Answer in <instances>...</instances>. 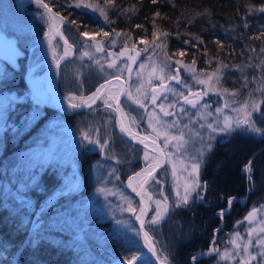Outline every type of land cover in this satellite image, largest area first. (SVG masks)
<instances>
[{
  "label": "trees",
  "instance_id": "obj_1",
  "mask_svg": "<svg viewBox=\"0 0 264 264\" xmlns=\"http://www.w3.org/2000/svg\"><path fill=\"white\" fill-rule=\"evenodd\" d=\"M66 1L45 0L52 9L65 17L64 28L68 31L73 30L78 35L82 32L93 34L97 43L105 48L108 59L111 51L130 48L140 51L143 57L160 54L166 58L179 59L199 71L219 69L222 71L223 86L229 90H237L247 86V83L250 86L256 84L257 89L264 87V66H260L261 59H264V53L260 52V48L264 47V36L261 35L264 32V12H249V5L258 9L264 6V0H157V3H152V0H112L111 3H106V0H88L94 7H86L83 12L66 6ZM58 2L63 3L61 5L64 8L58 7ZM95 6L105 11L107 20L100 11L95 10ZM28 9L32 10L31 6L25 10ZM156 12L160 16H156ZM10 13L12 24H5L3 31L26 53L33 44V38L43 31V27L39 23L35 24L36 20L30 12H20L14 5L10 7ZM71 21H76V25ZM34 24L37 33L35 30L32 32ZM68 31L64 30V33L69 34ZM106 32L108 36L104 35ZM113 37L122 45L110 47ZM100 64L103 65V71L96 63L79 56L68 60L59 71V94L67 95V99L71 93L77 95L78 100L86 98L103 80L114 75V67L109 68L108 63ZM249 64L252 67H248ZM20 65L18 71L8 72L0 81L1 91H11L16 97L23 98V102L10 103L0 131V264H131L120 260L114 252L123 248H139V245L114 232L112 227H115L116 218L87 221L74 233L45 228V239L38 247L33 249L24 246L31 221L46 218L50 211L59 216L65 211L80 209L76 205L77 200L94 190V164L98 159L87 150L91 143L87 139L81 141V149L72 159L76 165L72 176L77 177L81 187L57 201L50 194L65 184V177L69 175L65 171L70 169L71 164H61L58 158L44 162L35 161L28 154L19 155L25 144L52 122L59 120L76 127L78 137L87 134L92 138L96 130L103 129L105 118L113 117V111L102 101L96 114L92 108L87 112L65 116L54 108L39 107L37 103L24 98L21 76L24 63ZM257 91L260 100H264L261 91ZM71 101L76 102L75 99ZM38 108L42 112L40 117L24 127L23 118ZM121 108L126 112L137 109L127 102L126 97L121 102ZM259 111L261 128H264V103L260 104ZM110 127L113 125L110 124ZM15 128L22 130L16 132ZM54 131L60 134V130ZM249 160L252 161L251 185L248 175L243 172ZM118 171L121 172V175L118 174L121 183L125 179L123 168H118ZM33 175L35 181L32 184L39 183L38 186L24 189L23 193H26L30 202L29 207H24L12 194L13 181L20 180L25 185ZM200 175L207 184L203 202L194 200L187 207L175 208L174 211L172 207L168 216L151 233L157 254L167 256L170 264H213L212 257L198 256L209 248L214 230L221 227L216 232L214 242L215 246H221L233 224L264 200V136L256 137L242 131L226 137L224 142L216 141L213 150L205 158ZM7 184L10 185L9 191L4 189ZM249 188L251 192L248 193ZM228 198H234L230 212L220 217V212L228 208ZM237 198H246L243 207L238 205ZM100 238L108 242L113 259L99 255L93 248ZM193 256L198 258L193 261ZM143 258L147 264H152L147 253Z\"/></svg>",
  "mask_w": 264,
  "mask_h": 264
},
{
  "label": "rangeland",
  "instance_id": "obj_2",
  "mask_svg": "<svg viewBox=\"0 0 264 264\" xmlns=\"http://www.w3.org/2000/svg\"><path fill=\"white\" fill-rule=\"evenodd\" d=\"M61 4L63 5V3L58 2V7L59 5L62 6ZM13 5H15L13 0H0V26H2L3 29V24H12L10 21L11 17L9 16L11 15L10 7L12 8ZM65 5L74 7L80 12L86 11V7H76L74 0L66 1ZM19 9L21 11L25 10L23 7ZM29 11L36 14L39 20L45 25H49V20L46 21V19L41 18V13H45L43 8L39 7L38 5H34L32 6V10L30 9ZM53 11L58 13L54 9ZM59 15L62 16L61 14ZM97 16L100 17L98 14ZM94 22L97 21L94 20ZM55 25L60 26V30L62 31L63 35L71 43L73 48V56L82 57L83 59L89 60L93 63H96L97 60H99L100 63L105 64L115 61V67L113 69L114 76H119L125 81V97L127 98V102L137 107L135 110H129L134 114L133 117H136V122L133 123L129 116H125V119L131 121L132 124L138 129L141 128V135L156 141L164 150L166 156L165 164L159 168L155 175L156 179L159 180V183L151 181L149 184H147L144 194L145 204L148 210L146 217V229L151 235L155 226H150L148 221H150L154 215V210L156 208L155 201L163 200L164 197H167V203L169 205V209H171L174 207V204L178 199L177 192L183 195L185 184L191 180V177L188 175L191 163L189 159V153L185 152L183 148L173 147V145L176 144V141L172 140L171 137H179L181 132L184 134V139L187 140L189 137H191V140L195 143H190L184 147L189 148V151L194 153L195 149L200 147L198 142L199 138L195 136L197 131H199L203 136L207 137L209 130L207 129L206 125L208 123L219 121L222 125L225 117H229L233 121L237 117H242L243 112L240 111V109L245 101H249V103L251 102L250 93L252 98H255L257 101H261L258 97L257 85L254 84L253 86H250L247 83V86H243L237 90H229L223 86L224 84L221 81L222 71H199L194 66L186 64L179 59L166 58L160 54L154 57H143L141 54H139L135 64H132V59H129V57L133 58L137 50L130 48H122L120 51L118 49L116 51H111V59L108 56L110 59L109 60L107 58L105 48L104 51H96L95 46L98 44V41L93 34H89L87 37H85L81 34H75L73 30L70 32L68 29L64 28L66 25L65 20L64 22H61L59 18L55 19ZM64 30L68 31L69 34L64 33ZM2 32L4 33L5 31L0 30V33ZM113 41H115V43H113ZM117 41L119 40L116 37H113L109 46L116 48L115 46L118 47L119 45H122ZM42 43L44 44L46 53L54 60H56L61 55V45L58 41H56V39L53 38V36L46 37ZM84 52L91 53L92 58L90 59L89 56L83 55ZM121 53L123 54L121 55ZM177 61H179V63H177ZM45 64H48V61H45ZM141 65H143V67H141ZM165 65L170 67H165ZM175 67L179 69L181 76L180 80L182 83L174 84V79L170 78L171 76H175L173 72ZM186 67L192 69V71H186ZM161 68L164 70L161 71ZM8 72L9 70L6 68L5 64L0 61V80L6 76V73L8 75ZM193 76H196L197 79H193ZM217 76H219L218 81ZM51 80L52 74L49 75V85H52ZM168 80H171L170 86L166 89L164 94H157L159 98L156 100V103L153 104L151 102L153 94L150 92V87L153 85L159 86L160 83L167 82ZM197 80H202L204 83H198ZM185 84L187 87L184 86ZM169 88L175 89L177 93H183V95L181 96L178 94H173V92L168 90ZM243 88L245 92H241ZM225 89H227V91H225ZM118 90V85L115 84L114 87L106 92L102 103L105 104L104 99H107L108 103L113 105ZM195 90H201V96L203 97L202 100L199 101L196 108H192L191 105H187L185 102H179L181 97L187 96L188 93H191ZM204 93L207 94L205 95ZM233 93H235V95H233ZM129 94L131 98H129ZM69 97L74 98L76 103H81V99L78 100L77 95L73 96L71 93ZM14 98H16V95L12 92H0V112L3 113V118L7 108ZM60 98L67 99V95H60ZM86 99L87 98H84L83 102ZM135 100H139L145 105L143 108V115H146L145 118H141L142 116L140 115L142 113V109H138L139 105L134 102ZM204 104H207L208 107L204 108ZM161 105L163 106L164 111L170 112L172 114L165 116L160 110ZM217 108L221 109V111L217 112ZM181 109H184L185 111H181ZM32 112L36 113V118L40 114L39 109H33ZM32 112L30 111L29 113ZM123 113L128 114L129 112L124 110ZM208 113H211V115H208ZM36 118L29 124L34 123ZM251 119L256 121L257 127H261L260 111L253 112ZM158 120L159 123L157 122ZM110 121L111 119H108V122ZM165 122H168V124L175 122V126L169 127L168 124H165ZM150 124L151 126H149ZM201 124H204L205 127L201 128ZM0 125H2L0 126L1 131L3 128V120L0 121ZM185 125H187V127H185ZM54 130H60V134L62 135L55 134ZM75 130L76 127L69 126L63 120L52 122L48 127L39 132L32 140L28 141V143L25 144L24 150L19 155L28 154V156H30L31 159L35 161L42 160L47 162L52 158H58L61 164L70 163V169L65 171V173H68L69 175L65 177L64 182L65 184H73L74 189H76L73 191H77L81 187V182L77 180L76 176H72V174H74V169L76 171V165L72 164L71 159L72 155L78 153L81 147L80 144L78 146H75L74 144L76 142L83 141L80 136H84L80 134L79 138L76 139V135L78 136V134ZM130 130L134 133L137 132L135 129ZM239 132H242V130L238 129L230 135ZM248 133L256 137L264 136L251 132ZM74 134V141H71V136ZM99 135L101 136V141H99L98 135L97 139L93 141L98 140L101 144H103L102 131L99 132ZM214 135H216V139L213 141V144L221 138L230 136L224 133ZM116 138L118 137L113 136L112 139L107 141L108 148L112 146V142L115 143ZM166 139L168 140L167 147H165ZM87 149H94L97 155L98 152L100 153L101 151L100 147L93 143L88 145ZM135 152V155H132V159L134 160L135 158H140V160L131 162V167L124 169L122 175H125V180L121 183L118 178L117 169L113 165L97 160L94 164V175L96 177L94 190L80 200H77L76 205H79L80 209L70 212L65 211V213L60 214L59 216L54 215L53 211H50L46 218L40 219L43 221L45 228H53L56 230H64L68 231L69 233H74V230L87 221L96 222L95 220L97 218L99 221L116 218V220L121 221V223H117L116 221L114 224L115 227H112L114 232H118L120 236H125L136 241L139 245V248H123L117 250L114 252L116 257H119L120 260L125 263L147 264L143 258L145 253H147V248L139 235L136 224L134 223V219L138 216V203L131 195L130 192H133V190L132 188L128 187V184L129 177H133L131 183L133 187H136L137 189L144 173H141V175L138 177L135 176V174L141 172V169H145L148 164L154 165L157 157L153 153L143 149H135ZM145 152L148 153L147 161L145 160ZM126 166L127 165L123 167ZM113 169L115 171H113ZM243 172H245L244 169ZM199 179L201 181L200 173ZM20 182V180L13 181L14 191L12 194L15 195L16 199L18 192H23L25 189L22 185L18 184ZM101 188L105 189L106 191L98 192V189ZM4 189L9 191L10 185H5ZM200 190L201 189H198L197 191ZM149 195L151 196V200L148 198ZM195 199L196 194L193 193L190 202L194 201ZM129 201L131 202V207L135 209V212L128 210ZM261 205H264V200L256 205V207H252L245 214L242 220L238 222L235 230L229 234L224 246H222L219 250V255L217 258L220 262H229L234 264H264V257L258 255V253L264 252V247L257 243V240L264 239V231H261V229H264V209H261ZM253 208L258 209V211L254 213V218L250 223L248 220H245V217L250 211H252ZM237 232L240 234L239 237L235 235ZM99 241V243H94L93 245L95 251L107 259H113L114 256L110 252L106 239L103 238L101 240L100 238ZM232 241H235V243H232ZM249 241H251V243H249ZM246 244L248 247L247 251L245 252L244 246ZM225 252L228 253L229 258L222 259L221 257ZM253 256H255L256 259H251ZM133 257L136 259H132Z\"/></svg>",
  "mask_w": 264,
  "mask_h": 264
},
{
  "label": "snow or ice",
  "instance_id": "obj_3",
  "mask_svg": "<svg viewBox=\"0 0 264 264\" xmlns=\"http://www.w3.org/2000/svg\"><path fill=\"white\" fill-rule=\"evenodd\" d=\"M34 2L41 8L45 9V13H41V18L42 19H46L47 20H53L56 18H59V20L61 22H64L65 17H62L59 15V13H53L52 9L49 7L48 3H45V0H34ZM75 2V6L76 7H94L91 3L88 2V0H74ZM112 0H106V3H111ZM152 3H157V0H152ZM95 10L100 11V14L102 16H105V19L107 20V15L105 13V11L101 8H99L98 6H95ZM259 11V12H264V6H261L258 9H255L254 6L249 5V12L252 11ZM205 12H207V10H205ZM156 16H160L159 12L155 13ZM197 15H201V13H198ZM70 23H72L73 25H76V21H71ZM245 27H247V23H245L244 25ZM51 27V25H50ZM139 27V26H138ZM58 35H61L62 37V33L57 32ZM82 36L87 37L89 35L88 32H82L81 33ZM105 36H108L109 34L106 32L104 33ZM117 36H119V33H116ZM155 35V33H154ZM165 35H167L165 33ZM261 35L264 36V32H261ZM259 38V37H257ZM65 45L67 46L65 48V55L68 54L67 49L71 47V45L68 44V41L65 40L64 41ZM113 43H115V41H113ZM217 43H219V41H217ZM96 51L100 52V51H104V48L102 45L97 44L95 46ZM253 51H255V49H253ZM260 52L264 53V47L260 48ZM123 53H121L122 55ZM83 55L89 56V58H92L91 53L89 52H84ZM63 58V57H61ZM129 59H134L132 57H129ZM177 63H179V61H177ZM96 64L100 66V70L103 71V65L100 64V61L97 60ZM260 66H264V59H261L260 61ZM57 67H59V65H57ZM109 68H113L115 67V61L111 62L108 64ZM141 67H143V65H141ZM165 67H170L168 65H165ZM223 67H228V65H223ZM234 67L237 68H241L240 65H235ZM248 67H252L251 64L248 65ZM130 70V69H129ZM164 69L161 68V71H163ZM186 71H192V69L190 68H185ZM178 71V70H177ZM219 71V69L217 70ZM118 78V77H117ZM171 79H175L176 82L182 83V81L178 78V76H171ZM193 79H197L196 76H193ZM245 79H247V77H245ZM255 79V78H253ZM219 80V76H217V81ZM198 83H204V81L202 80H197ZM185 87H187V85H184ZM246 86V85H245ZM103 87V85H101V88ZM101 88H97L96 92H94L90 97L87 98V100L91 101L92 103H95V101L97 99H102V94H101ZM139 90V89H138ZM169 91L173 92V94H178V95H183V93H177L175 89H168ZM259 91H261L262 95H264V87H261L260 89H257ZM225 91H227V89H225ZM205 95L207 93H204ZM233 95H235V93H233ZM129 98H131L130 94H129ZM159 97L155 94V90H154V94L151 98V102L153 104L156 103V100ZM185 102L189 105H191L192 108H196L198 103H199V99L200 97L197 96L196 99H189L188 96H184L183 97ZM70 101L71 99H74L72 97L68 98ZM250 99L251 102L249 103V101H245V103L241 106L240 111L243 112V116L242 117H237L234 121L229 118V117H225L223 124L221 125L219 121H214L213 123H208L206 125L207 129L209 130V134L207 135V137L203 136L199 131H197L195 133V136L199 138L198 142L200 147L195 149V152L192 153L189 151V148L184 147L185 145H189L190 143L194 144L195 142H193L191 140V137H189V139H184V134L181 132L180 136H172L171 139L176 141V144L173 145V147L175 148H183L185 152L189 153V159L191 161L190 163V171L188 172L189 177H191V180L185 184L184 186V191H183V195H181L179 192H177V200L174 204L173 207V211L175 210V208H180V207H187L190 203V200L192 199V195L193 193L196 194V199L199 200H203L204 196H203V191H206L207 189V184L206 182L202 185L201 181L199 179V173L201 170V167L203 166L204 162H205V157L207 156L208 153H210L213 150L214 144L213 141L216 139V135L214 134H220V133H224L227 135H230L231 133L239 130H242L244 132H251V133H255L257 135H264V128L261 127H257L256 121L252 120V113L255 111H259L260 110V103H264V100L262 101H257L255 100V98L251 97V93H250ZM84 98H81V102H83ZM23 102V98L22 97H16L13 99V103L15 102ZM136 104H138L141 108H144L145 105L139 101V100H135L134 101ZM104 103L108 106V107H112L111 104L108 103L107 99H104ZM117 105H119V101H117ZM81 106V103H69V107L70 108H78ZM89 107L91 106V104L88 105ZM204 108H207L208 105L204 104L203 105ZM161 111L164 113L165 116L171 115L172 113L164 111L163 106L161 105ZM181 111H185L184 109H181ZM217 112H220L221 109L217 108L216 109ZM208 115H211V113H208ZM36 118V113L32 112L27 114L23 120H24V127L27 126V124L31 123L32 120H34ZM3 120V113L0 112V121ZM132 122L135 123L136 122V117H132ZM159 123V120L157 121ZM165 124H168V122H165ZM2 126V125H0ZM151 126V124L149 125ZM169 127H174L175 126V122H172L171 124H168ZM185 127H187V125H185ZM201 128H204L205 125L201 124L200 125ZM21 128H15L14 131L19 132L21 131ZM121 131L122 132H127L128 130L125 127H121ZM85 139H87L89 141V143H93V144H97L101 151H103V149L107 146V141H105L103 144H101L98 140L93 141L87 134H85ZM140 143H144V140H140ZM168 146V140H165V147ZM145 148H147V145L145 144ZM148 159V153L145 152V160L147 161ZM159 163L153 165V164H148L147 167L145 169H141V172H138L135 174V176H140L141 173H144L147 177V179H145L143 181V183L140 184V187L143 188L145 184L149 183V180L154 181L155 183H159V180L156 179V177L153 175V173L156 171V168L159 167ZM113 171H115L113 169ZM244 171L245 173L248 174V180L251 183L252 181V161L249 160L248 164H246L244 166ZM133 180V177H129V184L128 187L132 188L133 192H136L137 195L141 196V203H143V195L141 194V192L137 191L136 187H133L131 181ZM35 181V175L29 177V181L27 184L24 185V188H29V187H34V186H38L39 182H36L35 185L32 184V182ZM198 189H201V191H197ZM74 190V185L70 184V183H66L61 185L56 191H54L52 194H50L51 196L56 197L57 201L61 198H63L66 194H71V192ZM106 191L105 189H98V192H104ZM149 200H151V196L149 195ZM17 199L21 202L22 205H24V207H29L30 206V202L27 200L26 198V193L23 192H18L17 195ZM232 199L234 198H230L228 201L229 207L232 204ZM168 198L164 197L163 200H157L155 201L156 204V208L154 210V215L152 216L151 220L148 221V224L150 226H158L160 224L161 221H163L165 219L166 216H168L169 214V205L167 203ZM261 209H264V205H261ZM129 211L135 212V209L131 207V202L129 201ZM141 211V215H144L147 211L146 208L141 207L140 209ZM258 211V209L253 208L252 211H250L248 213V215L245 217V220H248L250 223L254 218V213H256ZM224 214L223 210L220 212V216L222 217ZM59 215V214H58ZM137 220L140 221L141 223V229L144 228L145 222L141 219V216H137L136 217ZM117 223H121V221H117ZM155 230V229H153ZM44 231H45V226L42 220H36V221H31V229L29 231V235L26 238L25 242H24V246L25 247H31L33 249H35L36 247L39 246L40 243H42L45 239L44 237ZM261 231H264V229H261ZM235 235L237 237H239V233H235ZM144 237L146 238V241H148V247L149 250L153 253V255L157 256L158 260H161V264H170V261L168 259L167 256H163L161 257L160 255L157 254V249L155 247V245L153 243H151L152 238L149 236V233L147 231L144 232ZM232 243H235V241H232ZM249 243H251V241H249ZM257 243L260 244L262 247H264V239H259L257 240ZM238 246V245H237ZM247 247L248 245L246 244L244 246V251H247ZM213 252H216L219 255V249L217 248H210L208 250L209 255H211ZM258 255L264 257V252H260L258 253ZM222 259H227L229 258V255L227 252H225L223 254V256L221 257ZM132 259H136L135 257H133ZM193 261H195L197 259L196 256L192 257ZM251 259H256L255 256L251 257Z\"/></svg>",
  "mask_w": 264,
  "mask_h": 264
},
{
  "label": "water",
  "instance_id": "obj_4",
  "mask_svg": "<svg viewBox=\"0 0 264 264\" xmlns=\"http://www.w3.org/2000/svg\"><path fill=\"white\" fill-rule=\"evenodd\" d=\"M16 4L18 5H27V4H34V0H15ZM50 24H51V32L53 33V35L55 37L58 38V40L60 41V43L66 48L67 46L65 45L64 41L66 40L63 36L61 37V35H58L57 32L61 33L59 28H55L54 26V19L53 20H50ZM69 44V42H68ZM70 45V44H69ZM67 52H69V48L67 49ZM20 53L19 51L15 48V46L13 44H11L10 42L8 41H2L0 42V59L3 60L4 62H6L10 67H12L13 69H17L18 68V63H17V59L16 57L19 56ZM72 54H67L62 56L63 58H59L57 61H52L50 63V65L48 66V68L46 69V74L50 71H57L58 68L69 58H71ZM138 56H139V53L137 52L135 54V56L133 57L134 59H132V63L134 64L137 59H138ZM57 65H59V67H57ZM178 69H175V74L176 76H178L179 78V72L177 71ZM27 77V73H25V76L24 78ZM118 76H115V77H112V78H109L105 81L102 82V85L103 87L101 88V94L103 95L104 92L114 83V82H117L118 85H119V91L117 93V96L115 98V101H114V105H113V110H114V114H115V119H116V124H117V127H118V130H119V133L121 135H123L127 140H129L130 142H132L133 144H136V145H139L143 148H145V142L142 144L140 143V140L141 139H137V138H133L131 135L127 134L126 132H122L121 131V127L123 125V122H122V119H121V116H120V112H119V106H120V102H121V99L123 98L124 96V93H125V89H126V86H125V81L121 78V77H118ZM55 82H54V86L52 88V90L50 91L49 89H47L48 93H49V96H50V99H51V102L53 104V106L61 109V111L65 114H71V113H75V112H80V111H86L87 109H89L91 106H93L99 99H97L95 101V103H92L91 101H87L85 103H82L80 107L78 108H70L69 107V103L70 102H61L58 100L57 98V87H56V83H57V79L54 78ZM164 89H165V85L162 84L161 85V91L164 92ZM156 92L157 90V87L154 86L151 88V91L152 92ZM195 94V97L194 98H190V99H196L197 96L200 97L199 101L201 100V95H200V91H197L194 93ZM117 101H119V105H117ZM91 104V106L89 107L88 105ZM66 108H69V109H72L71 111H67ZM153 145L149 146L148 144L147 145V150L151 151L152 153L156 154L157 156L161 157V163L159 164L160 166L156 168V171L153 173V175H155L157 173V171L159 170V168L162 167V165L165 163V156L163 154V151L161 149V147L155 143L154 141L151 142ZM147 179L146 175L143 177V179L140 181V184L143 183V181ZM150 181V180H149ZM140 184H139V187L137 189V191L141 192V194L143 195L144 194V191H145V187L147 184L144 185L143 188L140 187ZM134 196L135 198L137 199V202H138V212H139V216H141V219L145 222L146 221V217H147V212L144 214V215H141V207H144L147 209L146 207V204H145V201L143 199V203H141V196L137 195L136 192L134 193ZM135 222H136V225L138 227V230H139V234L141 236V239L143 240L144 244L147 246L148 248V253H149V256H150V259L152 261L153 264H161V261L157 259V256L156 255H153V253L149 250V247H148V241H146V238L144 237V232L147 231L146 228H145V225H144V228L141 229V223L139 220L135 219ZM148 232V231H147ZM149 236L151 237V235L149 234ZM151 243H153V240H151ZM154 244V243H153Z\"/></svg>",
  "mask_w": 264,
  "mask_h": 264
},
{
  "label": "flooded vegetation",
  "instance_id": "obj_5",
  "mask_svg": "<svg viewBox=\"0 0 264 264\" xmlns=\"http://www.w3.org/2000/svg\"><path fill=\"white\" fill-rule=\"evenodd\" d=\"M41 25L44 27V32L48 31V28H50V25L47 26L45 25L43 22H41ZM31 51L27 52V53H22V56L20 57L19 61H22L23 59V62H24V66H25V70H24V74L27 73V82L31 85V88L29 86L26 85V81L23 79L22 77V80L24 82V85L27 90V93L26 95L28 97H31V95L33 94V92L36 93L35 95V98L34 97H31L32 98V101L34 103H42V104H50V97L48 95V92L46 91V88H45V83H44V71H45V64H44V59L49 57L47 55L46 52H38V53H35V49H34V46H31ZM170 82L171 80H168L166 82V89L170 86ZM175 84V83H174ZM195 92V91H193ZM188 93L187 96H191V94L193 93ZM158 94V92H156V95ZM184 97V96H183ZM183 97H181L180 99H182ZM101 106L99 104H97L94 109H93V113L96 114L99 110H100ZM122 115V120H123V124L125 126V128L130 131V129H135L136 131H139L140 129H138L137 127H135L131 121L125 119V116H129V118L132 119L133 117V113L129 112L128 114H125V113H121ZM143 118L145 117V115H142ZM110 129H114V131L117 132V129H116V124L113 123V127L110 128ZM118 133V132H117ZM108 134H107V129L105 128L104 131H103V137L106 141V138H107ZM104 141V142H105ZM221 141H225V138L224 139H221ZM98 154L100 155V157L103 159V160H109V159H114V151L113 150H109V152L106 151V149L104 148L103 151H100V153L98 152ZM196 202L198 203H202L203 200H197ZM239 203V201H238ZM240 207H243L244 204L242 203H239L238 204ZM230 212V208L228 210V212H226L224 215H226L227 213ZM237 223V221H236ZM236 223L233 224L232 226V229L231 231H234L235 228H236ZM230 231V232H231ZM219 245L217 246H214V248H219L218 247ZM222 247V246H221ZM220 247V249H221ZM219 249V250H220ZM208 257H212V263L213 264H234V263H229V262H220L218 260V254L216 252H213L211 255H207L206 257L204 258H208Z\"/></svg>",
  "mask_w": 264,
  "mask_h": 264
},
{
  "label": "bare ground",
  "instance_id": "obj_6",
  "mask_svg": "<svg viewBox=\"0 0 264 264\" xmlns=\"http://www.w3.org/2000/svg\"><path fill=\"white\" fill-rule=\"evenodd\" d=\"M145 141L148 143V145H153L149 140H145ZM160 160H161V157H158V158H157V161H156L155 163H156V164L159 163Z\"/></svg>",
  "mask_w": 264,
  "mask_h": 264
}]
</instances>
